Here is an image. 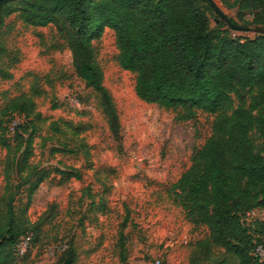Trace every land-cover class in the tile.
<instances>
[{
  "label": "rangeland",
  "instance_id": "374dc122",
  "mask_svg": "<svg viewBox=\"0 0 264 264\" xmlns=\"http://www.w3.org/2000/svg\"><path fill=\"white\" fill-rule=\"evenodd\" d=\"M214 1L236 24L252 20L249 11L239 17L241 0ZM208 16L216 34L243 41L258 37L254 28L235 31L217 23L220 17L212 9ZM7 24L0 116L11 100L25 96L46 119L37 121L26 111L4 118L10 121L6 136L14 148L20 136L27 140L32 134L30 171L46 174L27 209L33 226L14 250V264H63L69 250L76 264H123L124 257L125 264L155 259L162 264H235L220 247L200 244L209 239L208 228L194 224L173 199L172 187L211 136L214 117L198 112L193 120L181 121L178 112L140 100L136 75L119 66L115 33L106 29L94 46L120 119L115 135L99 94L76 74L70 49L57 30L29 27L17 15ZM5 72L12 78L5 79ZM240 93L255 120L251 144L264 158L263 92L251 88ZM232 96L235 109L238 94ZM20 125H26V133ZM6 154L0 147V197ZM29 195V188L22 187L17 210L25 208ZM244 220L255 240L264 241L258 225L264 222V209L250 210ZM28 236L31 241L21 256L18 247Z\"/></svg>",
  "mask_w": 264,
  "mask_h": 264
},
{
  "label": "trees",
  "instance_id": "16d2710c",
  "mask_svg": "<svg viewBox=\"0 0 264 264\" xmlns=\"http://www.w3.org/2000/svg\"><path fill=\"white\" fill-rule=\"evenodd\" d=\"M209 9L214 10L208 0H0V64L8 54L9 18L17 15L34 28L53 26L70 49L76 74L99 94L103 113L118 135V111L104 86L94 46L106 29L112 30L118 64L136 75L140 100L178 112L181 121L193 120L198 112L214 117L211 136L172 187L186 217L209 230V239L200 244L220 247L235 264H264L257 253L264 241L255 240L244 220L250 210L264 209V158L251 144L255 120L240 93L259 88L264 97V35L243 41L216 34L210 29ZM238 9L240 18L246 11L252 16L242 27L264 28V0H241ZM4 78L12 75L5 72ZM233 94H238L235 109ZM23 111L46 121L25 96L11 100L1 112L0 147L7 154L0 197V264H14V250L33 226L27 209L46 176L30 171L32 134L27 140L20 136L16 148L6 136L10 121L4 118ZM18 129L22 134L27 130L26 125ZM25 186L29 199L17 210L16 199ZM258 225L264 239V222ZM63 264H76L73 250Z\"/></svg>",
  "mask_w": 264,
  "mask_h": 264
},
{
  "label": "water",
  "instance_id": "95a60500",
  "mask_svg": "<svg viewBox=\"0 0 264 264\" xmlns=\"http://www.w3.org/2000/svg\"><path fill=\"white\" fill-rule=\"evenodd\" d=\"M211 7L214 9V11L218 14V16L220 17V19H217V23H219L221 20L227 22L230 24V27L235 30V31H246V30H250V29H246L242 26H239L237 24H234L231 19L221 10V8L215 3L214 0H208ZM254 33L257 34H263L264 35V28L263 27H257L254 28L252 30Z\"/></svg>",
  "mask_w": 264,
  "mask_h": 264
},
{
  "label": "built area",
  "instance_id": "2783aa9c",
  "mask_svg": "<svg viewBox=\"0 0 264 264\" xmlns=\"http://www.w3.org/2000/svg\"><path fill=\"white\" fill-rule=\"evenodd\" d=\"M31 241V236L26 237L25 239L22 240L20 246L18 247V251L20 253L21 256H24L29 243ZM63 249H67V246H62ZM262 252V253H261ZM258 255L264 260V248L262 246H260L257 250ZM147 264H162V262L158 259L152 260L150 262H148Z\"/></svg>",
  "mask_w": 264,
  "mask_h": 264
}]
</instances>
